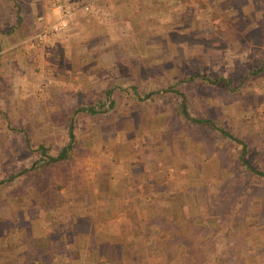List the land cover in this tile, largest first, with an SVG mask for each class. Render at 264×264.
Here are the masks:
<instances>
[{
  "label": "rangeland",
  "instance_id": "374dc122",
  "mask_svg": "<svg viewBox=\"0 0 264 264\" xmlns=\"http://www.w3.org/2000/svg\"><path fill=\"white\" fill-rule=\"evenodd\" d=\"M62 1L72 9L85 3L92 4L94 8L85 13L76 12L60 33L48 35L46 39H37L35 35L42 24L56 19L50 0H0V31L4 33L1 36L0 32V38L5 37L13 45L17 42L15 38L19 37L15 47L11 46L4 51L5 65L3 57L0 61V126L7 123L8 128L7 140L0 142V177L31 165L39 156L36 150L39 144L46 148L48 154H55L67 141L66 126L73 106L96 102L100 96L102 83L98 80L85 82L84 86L72 81V67L66 54L69 46L79 44L85 51L89 49L87 46L92 47L89 53L92 60L85 64L87 69L97 67L99 62L110 59L113 53L123 52L120 59L127 58L126 40L132 39V34L129 30L124 33L125 26L110 9L111 1ZM202 1L197 7L193 5L194 0H179L176 4L174 0H147L148 15H142L145 29L158 32L142 34L145 42L149 40L152 46L162 41L165 35L159 33V30L169 20L164 16L167 9L177 10L180 15L178 19L181 22L171 26H182V33L172 38L182 43H178L180 47L168 52H177L181 63L167 65V70L162 71L166 77L160 78L157 76L158 66H150L148 69L145 63L141 64L140 60L135 59L139 64L138 73L142 74L137 82L147 89L156 86L157 81L159 85L165 80L169 82L172 75H177L178 80L197 75L192 80L182 81L179 86L184 92L189 113L194 117L209 118L223 127L238 122L252 126L249 131L233 129L232 134L244 139L248 150L247 160L264 172V138L259 145L261 136L254 129V126L264 122V0ZM15 8L19 9V22L15 20ZM240 8L243 13L239 12ZM228 9L233 11L229 13L230 19L225 16ZM98 24L101 27L115 26L113 29L118 42L112 48L105 49L99 45L98 42L106 36L98 30L99 27H95ZM202 27H210V33L201 32ZM73 29L77 38L71 43L68 40ZM238 31L245 37L244 43L236 39ZM126 35L129 36L126 38ZM206 36L210 39L208 42L204 40ZM159 51L164 52L163 47L148 48L151 54H159ZM126 61L129 63L128 69L135 66L132 61ZM200 76L215 81H203L199 79ZM227 76L231 80L229 91L222 79ZM164 100L167 101L165 104L153 107L154 114L165 112L167 116L165 106L169 107L170 101L168 97ZM72 119L77 123L74 126L75 142L70 159L40 171H27L18 185L2 188L0 216L4 212L12 216V211L4 207L8 200L15 201L21 194L32 192L40 209L47 207L44 210L51 215L62 216L59 211L66 208L67 201H76L83 196L81 192H86L91 182H95L93 175L101 170L94 165L96 159H100L99 165L104 164L108 171L114 172L112 163L117 160L121 162L125 158V146H121L122 152H117L109 146L101 149L99 145L91 143L93 126L98 117L77 114ZM175 125L178 122L175 121ZM183 125L177 127H183L185 135L196 140L198 145H185L183 151L176 155L185 156V152L191 149L197 151L200 172L199 175L190 174L184 165L175 164L182 161L171 160L170 155H167L165 161L158 162L157 167L161 171L160 176L156 177L157 190L166 195V200L182 203L183 211L176 210L175 204H172L171 211H176V220L179 218V221L155 211L151 216H146L143 235L153 239L154 235L163 233L165 239L161 240V247L169 256L165 260L170 259V262L159 259L150 264H185L181 260L182 247L168 243L169 235L165 228L171 222L185 225L188 220L198 226L194 240L202 239L204 264H264V181L239 168L238 161L230 158L237 154L235 143L227 141L215 131H195ZM167 148L173 151L176 146L172 144ZM97 149L100 152L96 154ZM92 157L96 158L95 161H92ZM230 162L231 169L228 165ZM196 163L194 161L189 167ZM111 179H114L113 175ZM102 185L109 186V181L104 178ZM27 189H32L31 193ZM40 189L43 193H50L43 205L39 202ZM136 192L132 194L136 195ZM143 197L146 202L155 203L157 196L151 198L150 194H144ZM123 201L125 205L129 202L126 194ZM123 219L129 223L133 236L136 232L133 228V214ZM223 236L227 241L222 242ZM13 250L12 245L0 241V264H4V258L8 259L7 263L15 264V258L3 257ZM149 250V258L157 259L164 254V251L157 252L153 246ZM29 263L31 260L25 264Z\"/></svg>",
  "mask_w": 264,
  "mask_h": 264
},
{
  "label": "crops",
  "instance_id": "0c3cea01",
  "mask_svg": "<svg viewBox=\"0 0 264 264\" xmlns=\"http://www.w3.org/2000/svg\"><path fill=\"white\" fill-rule=\"evenodd\" d=\"M109 1H111L109 4L114 16L117 19L119 18L121 24L125 26L126 30H124V33L129 30L132 34V39L127 38L129 35H126L125 48L128 59H120L123 52L121 54L113 53L110 59L99 62L97 67L87 69L85 64L90 63L92 60L89 57L92 47L87 46L89 49L85 51L81 49L82 46L79 44L75 47L69 46V49H66V54L69 56L70 67H72L70 69L73 74L72 81L78 84L80 82L82 86L88 81L98 80L102 83L99 89L100 96H98L96 102L73 106L70 112H72V117L77 116V114L98 117L97 123L93 126L91 143L99 145L101 149L109 146L112 149H116L117 152H122L121 146H125L127 148L125 158L121 162L117 160L112 163L114 172H110L105 168L104 164H98L100 159L92 157V161H95V159L97 161L94 165L101 169L97 170L99 172L93 175L95 182H91L89 189L86 192H81L83 196L81 195L76 201H67L66 208L59 211L62 216H57V214L54 216L48 211L40 209L35 202L33 192L32 194H21L15 201L8 200L4 207L12 211V216L8 215V212H4L3 216H0V241L7 242V244L13 246V252L6 253L3 257L15 258L17 260L13 261L15 264H25L27 260H31V264L32 261L33 264H126L124 260L116 258L118 252L115 251L112 242L120 239V232H122L121 229L124 223L123 218L131 214L135 218L133 228L136 231L130 239L135 251L133 264H150L152 261H160L161 259L170 262V259L165 260L169 256L161 247L163 245L161 240L165 239V235L159 233L154 235L152 239L144 236L143 232L148 214L151 216L155 211L165 215L167 218L169 217V219L176 220V211H171L172 204H175L174 208L176 210L180 209V211H183L182 203L166 200V195L157 190L159 187L155 186L156 177L160 176L161 171L157 167L158 162L165 161L167 155H170V159L182 161L175 162V164L178 166L180 164L184 165L190 174L199 175L200 172L198 171L200 162L197 161V151L191 149L185 152V156L176 155L179 151H183V146L185 145H198V142L192 140L188 135L186 136L183 132V127L181 130L177 127L178 125L184 126L183 124H185L195 131L211 130L217 132L215 127L221 128L230 137L217 133L237 146V154L232 155L230 158L238 161L239 168L247 171L240 161V152L243 146L244 154L241 160H245L249 166L264 175L261 169L253 166L247 160L248 150L244 139L232 134L233 129L238 128L240 129L239 132L242 129L249 131L253 128L252 126L238 122L237 124L229 123L228 127H223L209 118H198L189 113L184 92L179 86L182 81L192 80L197 75H191L180 80H178L177 75H172L169 82L165 80L162 85H159V81L153 80V82L157 81L156 86L147 89L137 82L142 74L138 73L139 64L134 61L135 59L140 60L141 64L145 63L148 69L150 66H158L157 76L160 78L166 77V73L163 74V72L167 70V65L175 66L181 63V59L176 55L177 52H174L175 54L168 52L170 49H176L178 43H182L172 40V38L177 36V33L181 34L183 31L181 25L171 26L181 22V19H178L180 15L178 16L177 10L167 9L164 16L169 18V20L165 22L162 30H159V33L162 32L165 35L162 41L159 40L157 44H154L155 46H152L153 44L149 40L145 42V37L142 34L147 32L148 35H152L158 32L146 31L145 29L142 15L144 17L148 15L146 9L147 0ZM174 1V4L176 2L179 3V0ZM199 2L204 1L194 0L193 5L198 7ZM242 10L240 8L239 12L243 13ZM17 11L20 16L19 9ZM230 12L233 11L231 9L225 11V16L229 19ZM171 15L173 19L170 20ZM37 23L40 22L37 21ZM95 27L97 29L99 27L98 30L103 33V36H106L105 39L98 42L102 48H112L118 42L113 29L115 26L101 27L98 24ZM95 27L90 28L95 29ZM197 27L199 29V26ZM208 28L210 27H202L201 32L210 33ZM239 31L236 32L239 34L236 39L239 43H244L245 37ZM0 32L2 33L1 36L4 35L2 31ZM74 32L75 29L69 33L71 35L68 41H71V43L77 38ZM194 33L196 32L194 31ZM18 38H15L17 42L13 45H10V41H7L5 37L0 38V61L4 58V51L7 48L15 47L19 43ZM206 38L207 36L204 40L208 42L209 37ZM149 47L159 49L163 47L164 52L159 51V54H151L148 53ZM126 60L132 61L131 63L135 66L132 69H128L129 63ZM5 61L6 57L3 59L4 65ZM199 79H201V76ZM222 79L226 83L228 91L229 89L231 90L230 77H222ZM202 80L204 81V79ZM180 95L184 96L187 113L196 121L187 120L180 114ZM165 97L169 98L170 112L169 107L165 106V111H168L167 116H165V112L154 114L153 107H156V104L167 102L164 100ZM30 107H33L31 103ZM84 108H92L94 111L90 113ZM239 108L240 110L242 109L240 105ZM168 115L170 119H168ZM171 119L174 122H169ZM175 121L178 122V125H175ZM75 123L77 122L72 119L73 145L75 142ZM6 124L3 123L0 126V142L7 140L8 128ZM254 129H256V134L261 136L258 143L260 145L264 138L262 136L264 122L254 126ZM66 134L67 143L69 142L67 128ZM172 144L176 146L173 151L169 149L170 147L167 148L172 146ZM97 152H100V149L96 150V154ZM194 161L197 162L196 165L189 167ZM228 165L231 169V162ZM22 169L12 171L7 175H1L0 190L6 185H9L8 188L18 185L23 175ZM112 175L114 179L110 180ZM11 176H13L12 180H8ZM104 178L109 181V186L104 187L102 185ZM31 191L32 189H27L28 193H31ZM134 191H137L136 195L132 194ZM125 194L129 199L127 205L123 201ZM144 194H150L151 198L152 196H157L155 203L152 201L153 199L150 200L152 202H146L143 197ZM137 195L139 196L138 202H136ZM151 211L152 213H150ZM56 243L57 248L55 247ZM152 246L159 253L164 251V254L160 258L158 256L157 259L149 258L151 253L149 247L151 248ZM6 260L8 259L4 258L2 262L9 264ZM106 261L109 262L107 263Z\"/></svg>",
  "mask_w": 264,
  "mask_h": 264
},
{
  "label": "trees",
  "instance_id": "16d2710c",
  "mask_svg": "<svg viewBox=\"0 0 264 264\" xmlns=\"http://www.w3.org/2000/svg\"><path fill=\"white\" fill-rule=\"evenodd\" d=\"M18 9L15 8V14H16V22L20 21V16L18 14ZM1 43V42H0ZM201 79H204L205 81H210L211 79L205 78L201 76ZM215 81V80H211ZM180 114L187 120L191 121H196V119L191 118L189 116V113L186 111L185 107V100L184 96L180 95ZM88 112L92 113L94 110L92 108H84ZM72 115H70L68 122H67V133L69 137V142H67L65 145H63L55 154H48L46 148L42 145L39 144L36 147V150L38 151V158L29 166L23 168L21 172L23 175L27 171H40L42 169H45L47 166L51 165H57L60 163H63L67 160L70 159L72 148H73V134H72ZM215 130L219 132L220 134L227 135L228 137L229 134L224 132L221 128L215 127ZM241 154H240V161L242 162V165L245 166L246 170L249 172H252L255 174L256 177L262 178L264 181V175L262 173H259L256 171L254 168L249 166L245 160H241V157L244 154V147H241ZM12 177H9L8 180H12ZM46 189V185H45ZM44 189V190H45ZM40 189L39 190V202L42 203L47 199V197L50 196V193L47 194L46 191ZM46 206H43V208ZM47 208V207H46ZM44 208V209H46ZM198 226L192 222V220H188V222L185 225H176L174 222L169 223V225L165 228V231H167V234L169 235V240L168 243L170 244H175L177 246L182 247V256L181 260L185 264H204V254L202 250V239L199 238L197 240H194L195 234H197ZM122 232H120V239L112 242L113 247L115 248V251L118 252L116 254V258L122 259L126 262V264H132L133 261V255L135 253L133 243L130 240L131 239V234L133 233L131 229L129 228V223L124 221L122 225ZM227 240L224 239V236L222 238V242H225ZM55 247L57 248V244H55ZM122 252V253H119ZM107 263L109 261H106Z\"/></svg>",
  "mask_w": 264,
  "mask_h": 264
},
{
  "label": "built area",
  "instance_id": "2783aa9c",
  "mask_svg": "<svg viewBox=\"0 0 264 264\" xmlns=\"http://www.w3.org/2000/svg\"><path fill=\"white\" fill-rule=\"evenodd\" d=\"M50 7L56 19L50 23L42 24L41 28L36 33L37 39H46L48 35L58 34L63 31L70 21L75 17V13H85L92 11L94 6L90 3L81 4L77 8H70L68 4L62 0H50ZM38 20L40 18H37Z\"/></svg>",
  "mask_w": 264,
  "mask_h": 264
}]
</instances>
